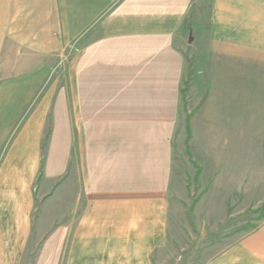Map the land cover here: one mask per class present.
Wrapping results in <instances>:
<instances>
[{
    "label": "crops",
    "instance_id": "obj_1",
    "mask_svg": "<svg viewBox=\"0 0 264 264\" xmlns=\"http://www.w3.org/2000/svg\"><path fill=\"white\" fill-rule=\"evenodd\" d=\"M193 13L233 15L218 30L234 33H204L190 56L189 148L204 182L190 218L221 222L264 201V152L252 145L264 0H0V264H23L27 249L32 264L181 258L173 161ZM249 82L253 124L241 137ZM202 249L199 264H264V218Z\"/></svg>",
    "mask_w": 264,
    "mask_h": 264
},
{
    "label": "rangeland",
    "instance_id": "obj_2",
    "mask_svg": "<svg viewBox=\"0 0 264 264\" xmlns=\"http://www.w3.org/2000/svg\"><path fill=\"white\" fill-rule=\"evenodd\" d=\"M248 16V15H247ZM233 15L226 14L219 18L218 14H195L193 13L192 18L194 19V24L199 25V29L194 33H191L189 40L186 45H184L183 51L186 55L187 64V73L183 80L182 90L185 92L183 95V99L185 104L183 106L182 101V111L184 122L182 123V128L179 130L177 136L175 137V155L173 161V183L178 182V195L182 197L183 201H178L183 204V212L178 215L177 223H172L171 228V240H172V248L178 249V255L181 257L176 264H186V261L189 259L190 251L192 250L194 254L195 263L199 264L201 261V255L204 252L203 247H210V252L217 251L220 248L228 246L229 244L235 242L240 237L244 236L251 230H253L260 222L262 214L264 213V201L261 202L257 207L253 209H247L245 212L241 214H231L229 210V214L232 216H228L225 221L221 222H204V221H192L191 213L197 202L198 198L201 196V189L204 182L199 184V175L197 169L201 167L194 160L193 155L190 152V148L186 149L185 142L183 141V135L186 134V117L191 116L193 110V103L190 100V83H191V75L192 68L190 67V56L193 53H196L198 48H201L202 45L206 42L205 38L203 39L202 35L204 33L210 32L211 35H218L220 37L221 32L225 33L224 30H218L221 23V19L230 18ZM259 21L264 22V13H259L258 15ZM213 21V22H211ZM234 30H227V36L231 35ZM245 34H249L247 31ZM264 30H259V34H263ZM197 44V45H196ZM202 44V45H201ZM253 48V46H252ZM260 48V46H259ZM264 48V47H263ZM61 72L64 67H60ZM63 80V79H62ZM242 78V83H243ZM253 85L251 82L249 84L243 85L241 89L242 102L240 105L241 110V121H238V126L240 127L241 137L244 133H246L251 128V124H253L252 118L254 115V109L251 108L250 104V92H252ZM260 90V86H258ZM258 90L257 94L261 97V93ZM182 98V96H181ZM261 108V105L259 106ZM263 113L258 111L257 122L259 124L257 127V141H253L252 145L256 148L257 152H259V157L262 156L264 152V136L262 131L263 126ZM185 125V126H184ZM185 127V131H184ZM259 128V129H258ZM184 142V143H183ZM199 156H196V158ZM262 158H258V167L261 165ZM213 191H211V194ZM183 215L185 216L184 218ZM177 225V226H176ZM37 249H27L26 258L23 264H32L35 252ZM177 255V258H178ZM176 256V255H175ZM187 259V260H186Z\"/></svg>",
    "mask_w": 264,
    "mask_h": 264
},
{
    "label": "trees",
    "instance_id": "obj_3",
    "mask_svg": "<svg viewBox=\"0 0 264 264\" xmlns=\"http://www.w3.org/2000/svg\"><path fill=\"white\" fill-rule=\"evenodd\" d=\"M184 91L181 89V96H182V98H181V101H182V104H183V106H184V104H185V101H184V99H183V95H184ZM185 107V106H184ZM189 119H190V116H187L186 117V139H185V145H186V149L188 150V148H189V140H190V137H191V134H190V127H189ZM197 171H198V174H199V172H200V168L199 169H197ZM264 218V213L262 214V217H261V219H263Z\"/></svg>",
    "mask_w": 264,
    "mask_h": 264
}]
</instances>
